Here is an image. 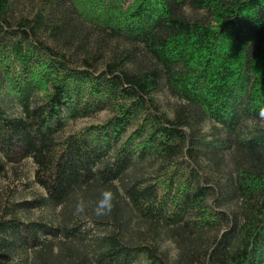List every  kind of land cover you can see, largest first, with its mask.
<instances>
[{
    "label": "trees",
    "instance_id": "trees-1",
    "mask_svg": "<svg viewBox=\"0 0 264 264\" xmlns=\"http://www.w3.org/2000/svg\"><path fill=\"white\" fill-rule=\"evenodd\" d=\"M262 107L264 0H0V264H264Z\"/></svg>",
    "mask_w": 264,
    "mask_h": 264
},
{
    "label": "clouds",
    "instance_id": "clouds-1",
    "mask_svg": "<svg viewBox=\"0 0 264 264\" xmlns=\"http://www.w3.org/2000/svg\"><path fill=\"white\" fill-rule=\"evenodd\" d=\"M259 120L264 123V107L260 108ZM116 200L115 193L110 189H104L100 193V198L95 202V207L93 212L97 217L106 216L111 213L114 208V202ZM89 202H87L83 197H80L75 204V215H81L86 212L89 208Z\"/></svg>",
    "mask_w": 264,
    "mask_h": 264
}]
</instances>
